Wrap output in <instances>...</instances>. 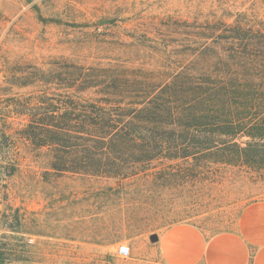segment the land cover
I'll return each instance as SVG.
<instances>
[{
    "label": "trees",
    "instance_id": "obj_1",
    "mask_svg": "<svg viewBox=\"0 0 264 264\" xmlns=\"http://www.w3.org/2000/svg\"><path fill=\"white\" fill-rule=\"evenodd\" d=\"M162 27L133 29L128 38V46L147 51L144 62L135 53L130 60L18 66L6 84L26 96L0 113V137L9 139L17 120V138L46 151L41 178L110 180L116 194L190 164L191 177L229 167L264 173V24L240 10ZM7 179L0 181L3 197L12 194ZM9 261L0 254V264Z\"/></svg>",
    "mask_w": 264,
    "mask_h": 264
},
{
    "label": "rangeland",
    "instance_id": "obj_2",
    "mask_svg": "<svg viewBox=\"0 0 264 264\" xmlns=\"http://www.w3.org/2000/svg\"><path fill=\"white\" fill-rule=\"evenodd\" d=\"M240 10L264 24V0H0V113L26 96L6 84L18 66L115 56L144 62L147 51L127 45L133 29L154 32L165 22L205 21ZM17 123L9 126V139L0 137V181L7 179L4 172L12 174V194L0 196V254L8 264L19 257L43 264H165L150 235L179 225L205 239L231 233L245 206L264 202V173L246 168H224L214 176L202 169L191 177L190 164L176 177L161 173L147 184H125L119 194L109 191L116 189L110 180L41 178L46 151L20 141ZM117 198L125 205L114 206ZM119 245L129 248L128 258L116 255Z\"/></svg>",
    "mask_w": 264,
    "mask_h": 264
},
{
    "label": "crops",
    "instance_id": "obj_3",
    "mask_svg": "<svg viewBox=\"0 0 264 264\" xmlns=\"http://www.w3.org/2000/svg\"><path fill=\"white\" fill-rule=\"evenodd\" d=\"M157 248L165 264H264V202L245 206L234 232L205 239L195 228L179 225L159 235Z\"/></svg>",
    "mask_w": 264,
    "mask_h": 264
},
{
    "label": "built area",
    "instance_id": "obj_4",
    "mask_svg": "<svg viewBox=\"0 0 264 264\" xmlns=\"http://www.w3.org/2000/svg\"><path fill=\"white\" fill-rule=\"evenodd\" d=\"M116 255L121 259H126L130 256L129 248L125 245H119L116 248Z\"/></svg>",
    "mask_w": 264,
    "mask_h": 264
},
{
    "label": "water",
    "instance_id": "obj_5",
    "mask_svg": "<svg viewBox=\"0 0 264 264\" xmlns=\"http://www.w3.org/2000/svg\"><path fill=\"white\" fill-rule=\"evenodd\" d=\"M148 240L151 244H155L158 242V236L156 234H152L148 237Z\"/></svg>",
    "mask_w": 264,
    "mask_h": 264
}]
</instances>
